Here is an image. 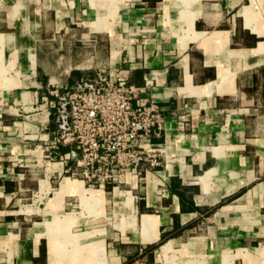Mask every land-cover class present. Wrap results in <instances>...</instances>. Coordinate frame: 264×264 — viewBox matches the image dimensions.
Returning a JSON list of instances; mask_svg holds the SVG:
<instances>
[{
    "label": "crops",
    "instance_id": "crops-1",
    "mask_svg": "<svg viewBox=\"0 0 264 264\" xmlns=\"http://www.w3.org/2000/svg\"><path fill=\"white\" fill-rule=\"evenodd\" d=\"M119 65L163 166L91 189L50 103ZM0 264H264V0H0Z\"/></svg>",
    "mask_w": 264,
    "mask_h": 264
},
{
    "label": "built area",
    "instance_id": "built-area-1",
    "mask_svg": "<svg viewBox=\"0 0 264 264\" xmlns=\"http://www.w3.org/2000/svg\"><path fill=\"white\" fill-rule=\"evenodd\" d=\"M130 79L119 65L98 69L65 92H54V139L46 145L45 157L59 158L69 177L81 178L88 188L127 185L130 175L144 182L146 169L163 166L154 147L163 116L143 96L151 81L136 87ZM63 148L69 151L62 154Z\"/></svg>",
    "mask_w": 264,
    "mask_h": 264
}]
</instances>
